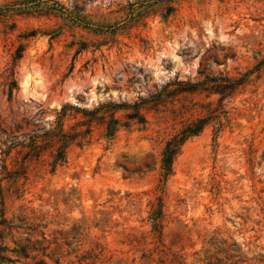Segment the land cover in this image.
I'll return each mask as SVG.
<instances>
[{"label": "rangeland", "instance_id": "374dc122", "mask_svg": "<svg viewBox=\"0 0 264 264\" xmlns=\"http://www.w3.org/2000/svg\"><path fill=\"white\" fill-rule=\"evenodd\" d=\"M2 10L23 12L0 22V152L63 105L162 96L144 125L111 142L95 132L54 173L31 163L18 195L1 183L18 228L4 245L29 256L0 264H264V0H0ZM247 73L220 106L200 92L163 96L176 80ZM196 117L211 120L156 193L165 142ZM159 196L161 237L148 220Z\"/></svg>", "mask_w": 264, "mask_h": 264}, {"label": "trees", "instance_id": "16d2710c", "mask_svg": "<svg viewBox=\"0 0 264 264\" xmlns=\"http://www.w3.org/2000/svg\"><path fill=\"white\" fill-rule=\"evenodd\" d=\"M22 10L0 11V22L2 20L13 18L22 14ZM23 46L17 47L12 56L11 66L6 70V80L8 84H15V69L22 59ZM250 73L242 78L232 80L227 77H205L202 81H178L168 84L164 87L163 96L168 98L178 95H198V92L205 93L208 96H218L217 105L220 106L224 99L231 96L238 88L244 85L246 78ZM169 87H173L169 89ZM12 87L7 91L8 101L12 99ZM160 96L156 95L146 99H138L134 103H99L94 108L84 109L71 105H63L56 113L52 121L39 123L36 133L23 134L18 138L12 136L9 147L0 152V263L9 262L5 253L15 254L18 258L27 259L29 253L26 246H16L13 250H8L4 242L13 239L14 232L18 228L14 227L6 218V194L2 182H5L10 189L18 195L20 191V180H26L29 165L33 162L45 163L49 167V172L54 173L56 168L64 166L67 163L68 151L72 147L79 149L88 146L98 132L100 139L111 142L115 134L122 128L129 127L130 124L144 125L146 123L144 112L150 110L159 104ZM121 114V116H119ZM210 117L194 118L185 122L181 128L173 134L164 144L160 156L159 170L160 179L156 188V193L162 195L165 184L173 174V164L179 156L185 143L197 137L203 129L210 123ZM217 132L223 129V124L217 122ZM14 152V156L12 153ZM46 158V159H45ZM7 161H10L7 164ZM148 220L150 222L151 232L157 233L161 237L163 229V201L161 197H156V205H152ZM42 241H45L44 234H41ZM13 242V241H12ZM99 246L96 245V251ZM43 248L41 251H45ZM33 252V251H32ZM93 252V251H92ZM93 258L98 259L97 255ZM37 264H45L40 261Z\"/></svg>", "mask_w": 264, "mask_h": 264}]
</instances>
